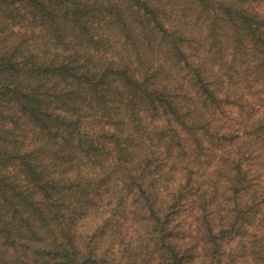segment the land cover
<instances>
[{"label": "trees", "instance_id": "16d2710c", "mask_svg": "<svg viewBox=\"0 0 264 264\" xmlns=\"http://www.w3.org/2000/svg\"><path fill=\"white\" fill-rule=\"evenodd\" d=\"M0 264H264V0H0Z\"/></svg>", "mask_w": 264, "mask_h": 264}]
</instances>
